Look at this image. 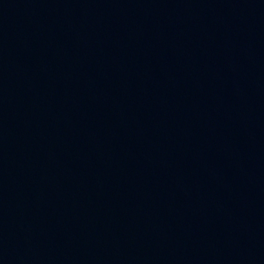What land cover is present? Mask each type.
I'll return each mask as SVG.
<instances>
[{
    "label": "water",
    "instance_id": "95a60500",
    "mask_svg": "<svg viewBox=\"0 0 264 264\" xmlns=\"http://www.w3.org/2000/svg\"><path fill=\"white\" fill-rule=\"evenodd\" d=\"M0 264H192L105 139L36 0H0Z\"/></svg>",
    "mask_w": 264,
    "mask_h": 264
}]
</instances>
